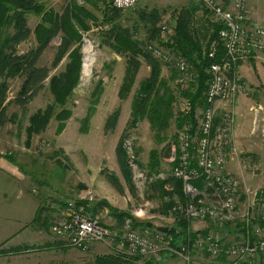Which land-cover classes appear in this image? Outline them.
<instances>
[{"label": "rangeland", "instance_id": "obj_1", "mask_svg": "<svg viewBox=\"0 0 264 264\" xmlns=\"http://www.w3.org/2000/svg\"><path fill=\"white\" fill-rule=\"evenodd\" d=\"M262 1L248 0L247 19L253 25L264 26ZM70 2L89 7L84 0H45L44 4L48 9L62 12ZM198 2L200 0H138L134 6L122 10L113 21L131 28L133 39L148 53L147 43L158 42L160 35L149 37L150 31L138 20L139 13L142 10H156L160 20L155 27L168 20L175 34L174 11L198 4L195 24L204 33V28L215 22ZM218 2L229 7L231 0ZM91 10L99 20L97 25L89 21L90 28L80 31L79 45L76 42L67 46L63 43L61 33L55 34L46 45H39L34 30L40 17L32 13L25 15L29 34L21 41L10 43L11 48H7L6 54L19 57L32 51L33 71L30 74L27 65H24L23 70L15 75L0 77V82L7 85L0 102V158L31 175L36 191L39 189L37 196H40V207L50 217L51 227L66 211V202H76L79 208L82 207L111 230L122 231L127 226L163 230L179 215L173 209L174 206L178 210V204H182V185L170 176L174 163L168 158L179 141L175 118L184 113L186 100L180 93L182 90L193 91L190 86L178 85L175 79L169 82L175 90V117L162 133L163 139L155 137L145 118L135 128L128 129L132 100L140 88V82L149 76L150 67L144 57L137 58L139 66L130 90L126 97L120 98L126 59L111 47L109 23L101 20L99 10ZM12 34V30L7 28L1 39ZM86 43L90 45L89 52L85 51ZM73 48H78L81 56L80 75L76 86L68 90L59 86L56 80L65 72ZM87 56L92 59L85 67ZM173 74L172 69H168V73L161 70L160 76L169 78ZM236 75L249 89V94L243 96L246 99L241 101L243 109L240 110L252 112L237 124L238 137L233 135V141L237 138L240 141L236 150L237 160L244 165L241 179L250 183L244 184L239 178L242 196L237 200L238 206L241 202L244 205L251 202L244 192L245 187L253 192L264 188V58L237 65ZM0 92L2 94V90ZM204 92L202 99L195 102L194 118L197 121L201 117ZM219 110H216V121L222 112ZM115 113V125L108 128L107 122L112 120ZM38 118L42 119L40 126L44 125L42 131L29 132L31 123H36ZM120 142L124 150L122 157H119L117 149ZM159 173L167 177L162 179L158 177ZM89 190L93 194L91 202L83 200ZM202 199L206 203L211 202L209 197L203 196ZM168 205L172 207L168 209ZM259 212L258 207H255L254 213L257 215ZM240 227L241 223L237 220L209 228L218 238L232 242L237 240ZM100 247V251L106 254L117 252L111 246L100 244ZM200 252L202 257L196 261L212 264L208 255L204 251ZM134 256L136 258H126L129 264L144 258L141 255ZM145 260L146 264L154 263L152 259Z\"/></svg>", "mask_w": 264, "mask_h": 264}, {"label": "built area", "instance_id": "obj_2", "mask_svg": "<svg viewBox=\"0 0 264 264\" xmlns=\"http://www.w3.org/2000/svg\"><path fill=\"white\" fill-rule=\"evenodd\" d=\"M116 9H127L138 0H109ZM215 23L221 25L218 31L225 54L220 62L210 64L209 80L203 97L200 120L192 133L188 126L179 131V141L172 148L169 161L174 163L170 176L182 181L186 200L174 206V210L192 225L195 221H208L213 227L240 221L237 240L225 245L211 229L205 234H198L189 248L188 243L175 242L165 230L176 220L172 219L166 228H130L122 231L111 230L96 218L90 216L76 202H66L63 211L51 227L52 233L64 238L68 245L85 251L91 244L104 243L114 246L117 252L129 255H141L154 260L162 259L165 253L189 258L191 249L204 251L212 260L224 256L225 264H242L250 258L260 256L264 261V217H259L249 205L245 211L237 206L241 196L239 178L228 172V157L235 151L233 128L235 125L234 108L238 96L249 94L247 85L236 75L237 65L249 59L264 58V26L251 24L247 19L248 0H231L225 7L217 0H200ZM159 41H149L146 50L163 65L169 66L176 73L178 85L190 86L197 80V73L189 62L173 47L168 46L174 30L165 20L158 27ZM213 55L211 51L210 56ZM225 104L216 121V102ZM190 110L188 99L184 101V113ZM158 177L164 179L165 174ZM202 179L203 188L197 189L192 181ZM252 196L253 204L264 207V188L253 192L244 188ZM249 192V194H247ZM203 196L209 197L206 203ZM91 202L93 194L89 190L83 200ZM253 207V206H252ZM180 212V213H179ZM262 220L263 222H260ZM193 230V229H192ZM203 230V229H201ZM197 231V230H194Z\"/></svg>", "mask_w": 264, "mask_h": 264}, {"label": "trees", "instance_id": "obj_3", "mask_svg": "<svg viewBox=\"0 0 264 264\" xmlns=\"http://www.w3.org/2000/svg\"><path fill=\"white\" fill-rule=\"evenodd\" d=\"M44 1L0 0V77L4 78L10 74L15 75L18 71L23 70L24 65H27V69H29L27 71L30 74L33 71L32 61L34 58L31 57L32 51L19 57L14 54H6L7 48H11L10 43L27 38L29 34L25 16L27 13L40 17V22L34 30L39 45H46L55 34L61 33L63 43L67 46L70 43L76 42L79 45L81 40L80 31L90 28L89 21L97 25L99 20L91 8L99 10L102 15L101 20L109 23L108 34L112 40L111 47L126 59L125 76L119 92L120 98L126 97V94L130 90L139 66L137 58L139 56L144 57L150 67L149 76L140 82V88L132 100L128 129L135 128L139 121L145 118L149 121L155 137L159 140L163 139L162 133L167 130L169 122L175 117V90L169 83L176 78L175 71L173 70L174 74L169 78L160 76L162 63L149 52H145L139 42L133 39L131 28L129 29L113 21L120 16L122 10L112 7L109 0H84L89 7L78 2H70L62 12L46 8ZM198 3L202 5L201 2ZM198 9V4H190L174 11L176 19L175 34L172 40L167 43L168 46L173 47L179 52L189 62L195 73H197L196 82L190 85L193 92L182 90L180 93L185 99L189 100L190 110L175 118V126L178 131L182 130L184 126H188L192 133L195 131L198 123L196 118H194L195 102L202 99V93L206 90L210 76L208 68L210 64L220 62L225 54L223 43L218 36L221 25L209 23V27L204 28V33H202L196 28L195 24V13ZM204 10L208 12L206 8ZM138 20L142 21L150 31L151 36L149 37L152 38L156 34L159 36L160 29L155 26L159 22L160 17L156 10H142L138 15ZM7 28H10L13 34L5 36L2 40L1 35L3 38V32ZM211 51H213L212 56H210ZM80 58L78 48H73L69 53V62L65 72L56 80L59 86L68 90L76 86L80 75ZM249 61L254 62V59H249ZM6 87L5 82H0V91L2 90V94L0 92V102L3 99ZM38 119L36 123H31L28 129L29 132L30 130H32L31 132L42 131L41 128L44 125L40 126L42 119ZM116 120L117 115L115 113L112 116V120L107 122V127L113 128ZM121 143H119L117 148L119 157L124 155ZM175 179L179 180L182 185L180 179ZM192 184L199 190L203 188L202 179L194 180ZM161 192L163 191L161 190ZM185 199L186 196L183 192L181 203H184ZM171 207L170 205L167 206L168 209ZM40 218L41 213L39 211L36 213L33 221L36 222ZM260 222L263 221L260 220ZM167 230L175 242H187L189 248L193 247V241L198 234H205L207 232L206 229L192 230L190 223L180 215L176 216L175 222ZM133 256L120 252L102 254L95 258L94 264H129L127 259L136 258ZM221 259L224 260V256H221Z\"/></svg>", "mask_w": 264, "mask_h": 264}, {"label": "crops", "instance_id": "obj_4", "mask_svg": "<svg viewBox=\"0 0 264 264\" xmlns=\"http://www.w3.org/2000/svg\"><path fill=\"white\" fill-rule=\"evenodd\" d=\"M262 4H264V0ZM245 62H249V60L242 61L239 64H245ZM241 67L242 65L239 68ZM168 69L172 68L162 65L161 70L163 73L164 71L168 73ZM172 73H174L173 69ZM244 97L238 96L234 108L236 123L233 128V135L235 137H238L237 124L241 123L245 116L252 113L240 110L243 109L241 108V101L246 99ZM224 107L223 102H216V108L220 109L219 111L223 110ZM234 143L235 151L230 154L227 170L240 178L244 184L250 185V183L241 179L244 165L237 160L236 145L240 144L239 138L234 139ZM36 190L31 175L19 171V168L17 169L15 165L13 166L0 158V264H94V260L98 255L106 254V252L100 251L102 249L100 244L105 245L104 243H93L87 250L82 251L69 246L64 238L55 236L51 232L50 217L46 216L45 210L40 207V196H37L39 189L38 192ZM249 198L251 202H247L246 205L241 202L238 204V208L244 211L249 205L251 208L253 206L252 212H254V208L258 207L260 212L257 215L264 217V210L261 211L264 207L256 206L253 204L252 196ZM39 211L41 218L35 222L33 220ZM209 227L212 229L213 226L208 221H195L191 225L193 230L210 229ZM221 240L225 245L233 242L226 240V238ZM111 249L115 250V247L111 246ZM200 257H202L200 249L195 248L190 250L188 259L165 253L160 260L152 259L154 262L152 264H200L196 261ZM208 258L211 259L209 256ZM145 259L150 258L144 257L134 264H146ZM219 262L225 264V261L221 258L212 260V264ZM242 264H264V261L260 256H256Z\"/></svg>", "mask_w": 264, "mask_h": 264}, {"label": "bare ground", "instance_id": "obj_5", "mask_svg": "<svg viewBox=\"0 0 264 264\" xmlns=\"http://www.w3.org/2000/svg\"><path fill=\"white\" fill-rule=\"evenodd\" d=\"M85 51L89 52L90 51V45L88 43L85 44ZM92 57L87 56L84 61V66L87 67V64L91 61Z\"/></svg>", "mask_w": 264, "mask_h": 264}]
</instances>
